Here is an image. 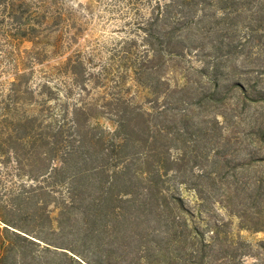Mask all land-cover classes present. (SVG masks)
I'll return each instance as SVG.
<instances>
[{
    "label": "trees",
    "instance_id": "16d2710c",
    "mask_svg": "<svg viewBox=\"0 0 264 264\" xmlns=\"http://www.w3.org/2000/svg\"><path fill=\"white\" fill-rule=\"evenodd\" d=\"M75 19L60 0H0V264H180L187 241L185 261L198 258L210 243L179 196L197 159L189 112L227 100L218 89L235 88L229 64L264 30V0H119L120 91L102 98L107 69L94 80L80 50L35 85L24 72L21 44L42 47L28 56L39 66L78 39ZM219 227L205 225L213 242Z\"/></svg>",
    "mask_w": 264,
    "mask_h": 264
},
{
    "label": "rangeland",
    "instance_id": "374dc122",
    "mask_svg": "<svg viewBox=\"0 0 264 264\" xmlns=\"http://www.w3.org/2000/svg\"><path fill=\"white\" fill-rule=\"evenodd\" d=\"M60 3L75 12L78 39L71 45L65 42L56 55L50 54L52 49L47 46L46 57L39 66H31L28 56L42 47L24 42L20 46L26 64L24 72L28 74L33 67L35 85L41 67L56 68L80 50L90 59L87 67L94 80L107 69L108 76L94 81L97 84L92 97L102 98L105 92L119 96V84H116L119 41L126 36L123 22L119 21V0H60ZM47 42L51 45L54 41L50 37ZM229 68L228 80L235 88L224 94L226 88L219 87V97L227 98L224 104H204L189 112L194 116L190 124L199 131L191 128L196 132L193 133L196 138L193 156L197 159L192 163L194 159L187 149L190 156L185 165L187 187H181L179 196L185 207L197 216L189 223L198 229L199 241L210 245L198 258L186 262L192 249L187 241L181 250L180 264H264V30L251 35L250 44ZM58 78L52 82L59 84L64 80ZM5 80L6 77L0 76V83ZM199 81L201 87H206L205 79ZM128 88L131 89L127 90L129 96L136 93L130 81L124 82L123 91ZM135 102L141 104L143 100ZM100 123L109 126L106 121L100 120ZM191 184L203 190L208 197H203L204 202L195 201L192 189H187L193 188ZM206 224L220 226L214 242L210 240L213 236L206 231Z\"/></svg>",
    "mask_w": 264,
    "mask_h": 264
}]
</instances>
